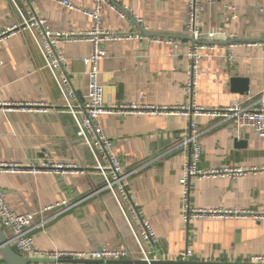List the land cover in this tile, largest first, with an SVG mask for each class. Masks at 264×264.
Wrapping results in <instances>:
<instances>
[{"label":"crops","instance_id":"obj_1","mask_svg":"<svg viewBox=\"0 0 264 264\" xmlns=\"http://www.w3.org/2000/svg\"><path fill=\"white\" fill-rule=\"evenodd\" d=\"M70 1L82 9L95 7V0ZM121 6L131 12L121 16L105 6L106 29L140 33L141 25L164 37H191L186 30L188 0H121ZM34 8L54 32L78 33L94 26L83 13L50 0H35ZM19 22L10 1L0 0V33ZM201 28L205 33L221 31L219 43L240 42L235 43L232 65L219 47L205 53L194 99L186 91V47L192 42L178 39L181 48L172 53L165 44L123 41L107 43L109 55L100 63L105 106L191 108L194 101L198 107L219 109L257 101L264 90V0L205 1ZM229 36L233 40H226ZM61 48L79 100L85 103L89 81L83 60L91 54L92 45L64 43ZM0 59V100L36 106L29 112L0 110V162L26 169L1 173L0 183L13 211L37 214V226L31 231L36 248L128 249L134 253L132 261H141L121 210L104 189V177L96 169L91 150L78 138L76 121L66 111L61 90L31 34L19 31L1 41ZM190 122V117L182 115L148 112L114 113L98 121L102 133L113 141L124 171L130 174L134 203L155 226L158 242L152 259L180 263L179 253L191 250L195 264H245L251 256L264 253V221L233 217L183 222L180 181ZM192 122L202 133L200 169L264 167V140L253 129L242 128L237 134L232 123L212 117H194ZM101 162L107 164V159L103 157ZM45 163L72 167L59 172L32 171ZM63 201L67 209L42 213ZM190 205L195 209L261 211L264 174L192 179Z\"/></svg>","mask_w":264,"mask_h":264},{"label":"built area","instance_id":"obj_2","mask_svg":"<svg viewBox=\"0 0 264 264\" xmlns=\"http://www.w3.org/2000/svg\"><path fill=\"white\" fill-rule=\"evenodd\" d=\"M16 9L20 22L12 28L0 33V42L5 40L10 34L25 31L29 32L40 50L45 64L56 80L65 101V109L72 114L77 125V136L92 152L96 161V169L103 175L105 180L104 189L110 191L118 207L121 210L123 218L130 229L136 244L138 246L140 257L138 260L151 264V254L156 248L158 237L155 226L150 219L144 217L130 194V174L124 171L120 157L115 153L114 143L107 138L101 130L98 123L99 119L105 115L114 113L131 114V113H152L155 115L175 114L190 117L191 122L186 135L185 147V164L183 176L181 178L182 187V218L185 224H190L197 219L211 218H233L247 217L257 221H264V209L261 211L245 210H216V209H195L190 205L191 180L195 178L210 177H229L240 179L247 175L264 174V167H237L226 168L223 170H202L199 163L203 157V147L200 141L201 131L198 125L192 122V119L199 117H212L221 122H230L238 134L242 128L253 129L260 138L264 140V90L259 99L249 105L235 104L219 109H205L198 107L193 101L191 108L183 106L175 107H139L136 104L108 107L104 104V88L100 84V63L109 55L105 45L112 42L123 41H143L147 40L155 44L168 45L171 52L181 48V42L175 38L163 37H146L143 33L113 32L104 26V8L110 5L111 9L121 16L130 13L128 7L121 6V0H95L93 9H82L70 0H50L66 7L71 11L83 13L89 19L94 21V26L89 31L82 32H54L46 19L38 16L35 8V0H9ZM211 4L219 0H188L187 8V34L196 41L216 43L219 41L221 31L213 30L203 32L201 28V15L204 11V2ZM262 1V0H254ZM136 21L142 20L136 17ZM226 40H233L229 36ZM64 43H90L92 45L91 54L83 60L87 66L86 75L88 77V93L86 102L79 100L77 90L75 89L71 76L69 74V61L65 57L61 45ZM221 49L229 65L235 60L236 44L227 46H212L207 44H192L186 47V56L189 59L187 69L186 91L194 99L198 88L201 62L205 53L209 50ZM2 61L0 59V66ZM36 106L19 103H9L0 100V110L8 113L12 111L29 112L35 110ZM107 159V164L101 162L102 158ZM72 167L67 165H50L45 163L42 168H33L32 171L59 172L66 168ZM26 169L21 165L14 163L0 162L1 173H19ZM63 207L67 209V202L63 201L56 205L45 208L42 213L51 211L55 208ZM37 214H18L12 210L9 205L8 195L5 188L0 183V228L6 233V240L9 246L20 256L39 260L41 262L32 264H96L85 262L101 263H119L121 261L135 260L134 253L128 249L116 250L104 247L100 250L93 251H45L37 249L34 237L31 231L36 227L35 219ZM46 220L41 221V225ZM147 245H152V250ZM158 252V251H156ZM2 254L0 251V259ZM194 258L191 250H185L179 253L178 261L180 264H190ZM245 264H264V253L253 255Z\"/></svg>","mask_w":264,"mask_h":264},{"label":"water","instance_id":"obj_3","mask_svg":"<svg viewBox=\"0 0 264 264\" xmlns=\"http://www.w3.org/2000/svg\"><path fill=\"white\" fill-rule=\"evenodd\" d=\"M140 31L146 36V37H163V38H175V39H182V40H188L192 42L193 44H207V45H230V44H235L240 41H232L229 43H207V42H200L196 41L193 37H164L160 36L159 34L151 33L147 31L144 27L141 25L139 26ZM264 42V40H262ZM0 251L2 254V258L0 259V262H3L5 264H32V263H38L41 262L39 260H34V259H28L25 257H22L18 255L7 243V240L5 238V235L3 231L0 228ZM85 263H96V264H101V262H85ZM113 264H148L145 261H121L119 263H113ZM151 264H180V263H168V262H163V261H153ZM190 264H195V263H190Z\"/></svg>","mask_w":264,"mask_h":264}]
</instances>
